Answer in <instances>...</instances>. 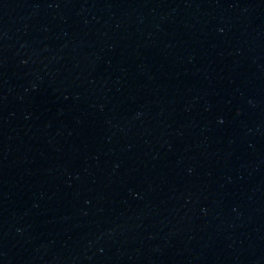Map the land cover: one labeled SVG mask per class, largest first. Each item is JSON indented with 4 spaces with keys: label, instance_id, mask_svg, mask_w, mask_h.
<instances>
[{
    "label": "water",
    "instance_id": "obj_1",
    "mask_svg": "<svg viewBox=\"0 0 264 264\" xmlns=\"http://www.w3.org/2000/svg\"><path fill=\"white\" fill-rule=\"evenodd\" d=\"M0 264H264V260L158 227L0 207Z\"/></svg>",
    "mask_w": 264,
    "mask_h": 264
}]
</instances>
